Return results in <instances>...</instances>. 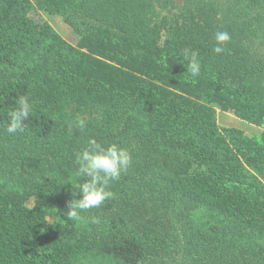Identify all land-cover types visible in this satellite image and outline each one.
<instances>
[{
  "label": "trees",
  "instance_id": "1",
  "mask_svg": "<svg viewBox=\"0 0 264 264\" xmlns=\"http://www.w3.org/2000/svg\"><path fill=\"white\" fill-rule=\"evenodd\" d=\"M33 2L84 25L99 59L35 25L27 15L29 0H0V125L10 123L18 97L28 96L34 108L22 132L29 136L58 139V147L75 157L89 138L130 152L133 175L151 196L145 194L141 206L126 202L118 196L120 179L112 183L115 198L105 207L122 237L104 240L101 254L117 264H160L166 246L183 253L182 264H264V187L248 183L253 175L247 171L239 174L241 165L226 158L229 148L214 128L218 106L250 121L263 118L264 0H159V7L180 10L169 29L166 22L137 17L153 13L152 0ZM216 8L219 19L202 13ZM217 29L231 38L245 34L241 55L230 48L213 52ZM185 49L198 53L197 77L187 72ZM92 59L119 72L115 65L127 64L131 77L92 66ZM77 120L85 122L83 129ZM245 151L251 170L261 174L255 153L241 143L242 158ZM24 201L13 190H0V264H63L88 251L89 241L72 220L50 223L41 201L32 207ZM201 209L225 223H211L205 214L185 227L183 216Z\"/></svg>",
  "mask_w": 264,
  "mask_h": 264
},
{
  "label": "rangeland",
  "instance_id": "2",
  "mask_svg": "<svg viewBox=\"0 0 264 264\" xmlns=\"http://www.w3.org/2000/svg\"><path fill=\"white\" fill-rule=\"evenodd\" d=\"M33 1L29 0L31 8L28 9L27 15L35 25L50 28L64 44L81 51V53L90 54L96 59H99L96 55L91 54L96 47H92L93 39L90 38L89 30L84 25H75L76 22H71L57 14L47 13L36 6ZM158 4L159 0H152L148 6L155 8L153 13L137 17L141 23H146V17L148 16L150 21H154L156 24L166 22V29H169L172 27L176 16L180 14V10H176V8L164 9L163 5L159 7ZM176 4L180 6L182 3L177 1ZM206 4L207 7L210 5L207 2ZM143 6H146V3ZM210 10H208L209 12L202 11V13L205 12L203 14L208 16L207 19L209 21L210 19H219L220 14L217 16V8ZM220 26L221 20H219L218 24L219 28ZM78 27H80L79 31L77 30ZM218 31L219 29L215 33ZM245 37V34L238 38L235 35L226 45V48H230V52L235 50L234 53L238 52L240 54L241 44L244 43ZM213 38L212 44H216L215 34ZM236 44H238V48L234 47ZM244 48L246 49V46ZM148 52L153 53L154 50ZM232 53L229 56L232 60L231 67H233L234 57ZM95 60H90L92 66L97 64L110 73H113L112 75L116 73L121 77H131L130 74L132 71L127 64H122L121 66L114 64L117 66L115 68L120 70L119 72L111 67V63L107 62L108 64H102L98 60ZM222 66L224 67V65ZM236 71L238 74L242 72L241 67L237 68ZM116 79H120V77ZM171 84L176 85L177 82H171ZM173 85L172 87H175ZM66 123L64 122V125ZM214 128L215 134L221 137L229 148L227 150L229 152L227 155L229 156L226 158L230 159L231 164L239 162L241 165L239 174L242 175L247 171V176L251 174L253 175L252 178H255L249 179L248 183L251 182L253 185L264 187V115L258 122L250 121L246 119V116L243 119L240 114H237L234 109L228 106H218L214 110ZM194 129L202 130L204 128L203 126H195ZM56 133L59 135L58 130ZM58 141V139H38L24 132L8 134L6 127L0 125V190L2 192L13 190L14 193L25 196L24 204L27 207H32L36 201H41L43 203L42 212L46 220L50 223L61 219H68L64 215L67 212L66 202L72 198L71 191H75L77 184L83 182V178L76 176L77 166L74 163L76 154L71 149H69V152L60 149L58 147ZM241 143L251 153H255V159L257 157L260 163L261 174L253 172L250 164L245 161V158L249 156L247 154L248 150L244 152L246 156L244 158L241 157L239 152L241 151ZM133 172V169L129 166L126 172L122 173L120 177L121 183L117 186V189H120L118 196H122L125 200L129 199L126 202L132 201L134 204L141 206L143 201H145L143 196L146 194V198H150L151 194L147 192L148 188L136 179ZM115 183H118V181ZM107 203H109V200H106L99 208L82 211L80 213L81 219L72 220L75 228L86 236L89 241V248L85 254L76 255L63 264H117L113 259L103 256L100 252L104 240L111 239L113 234L114 237L115 234L119 236L118 238L122 237L121 232H119L120 229H114L111 226L110 210L105 207ZM205 214L207 218H211V223L217 222L221 226L225 223L222 216L215 215L213 212H208L203 209L197 214L194 213L192 216L185 214L181 220L185 227H188L189 225H193L198 217H205ZM114 216L112 215L111 219ZM93 217L97 218L99 223H92ZM99 231H102V235L98 233ZM165 248L166 246H164L161 252L160 264H182L181 261L184 255L180 250L177 251L175 248H171V253H169L168 249L165 250Z\"/></svg>",
  "mask_w": 264,
  "mask_h": 264
},
{
  "label": "clouds",
  "instance_id": "3",
  "mask_svg": "<svg viewBox=\"0 0 264 264\" xmlns=\"http://www.w3.org/2000/svg\"><path fill=\"white\" fill-rule=\"evenodd\" d=\"M231 35L227 31L215 33L216 46L213 52L222 54L226 45L230 42ZM184 56L189 61L187 72L191 77L199 76L201 64L198 53L190 49L184 50ZM34 108L28 96H20L16 107L8 113L10 123L6 127L8 134L24 131V122L29 118ZM79 128L85 127L83 120H77ZM130 152L117 143L105 145L96 138H89L83 151L77 154L74 161L76 176L83 178L82 183L77 184L75 191H71V199L66 202L68 219H81L80 213L85 210L99 208L106 200L114 199L115 194L110 190L113 182L120 179L131 164ZM79 197V198H77ZM92 223H99L95 217Z\"/></svg>",
  "mask_w": 264,
  "mask_h": 264
}]
</instances>
